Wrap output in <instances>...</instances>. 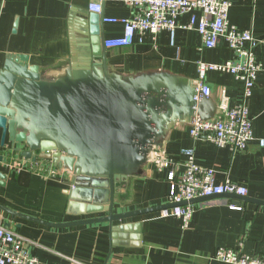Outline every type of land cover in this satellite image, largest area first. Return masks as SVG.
<instances>
[{
	"label": "crops",
	"instance_id": "obj_1",
	"mask_svg": "<svg viewBox=\"0 0 264 264\" xmlns=\"http://www.w3.org/2000/svg\"><path fill=\"white\" fill-rule=\"evenodd\" d=\"M93 0H0V70L9 54L25 55L43 76L60 71L72 52L87 44L83 37L100 30L104 39L123 34L120 24L103 23L91 12ZM229 23L251 31L260 44L254 49L261 65L252 95L249 116L254 140L247 149L234 153L230 147H218L204 139L189 136V127L173 130L163 149H156L138 173L119 183L114 195L117 214L167 205L169 172L179 177L185 157L181 149H192L197 165L214 169L215 182L229 180L247 189L246 198L264 201V0H230ZM103 17L126 18L131 9L120 1L102 3ZM190 14L176 20L188 24ZM16 25V27H15ZM108 62L117 67L151 65L197 80V62L218 64L233 58L224 39L206 49L194 30L177 28L171 45L163 30L156 35L136 34L131 47L106 50ZM205 83L210 88L204 114L220 105L233 108L241 101L242 84L228 73L210 71ZM171 160L168 168L156 163L160 154ZM0 206L14 213H0V225L34 241L30 253L39 264H223L212 256L219 248L239 249L247 255H264V207L246 201L216 197L194 203L189 226L175 217L161 218L160 212L109 223L48 227L24 219H38L53 225L101 218L108 213L79 214L70 206L68 193L72 181L69 172L48 160L25 159L8 147H0ZM240 207V210L232 209ZM9 225V227H8ZM123 225L128 231H115Z\"/></svg>",
	"mask_w": 264,
	"mask_h": 264
},
{
	"label": "water",
	"instance_id": "obj_2",
	"mask_svg": "<svg viewBox=\"0 0 264 264\" xmlns=\"http://www.w3.org/2000/svg\"><path fill=\"white\" fill-rule=\"evenodd\" d=\"M99 18L102 21L103 12ZM83 23L87 44L74 49L60 71L43 76L38 66L29 65L28 57L20 54L6 55L0 70V147L66 169L72 181L70 206L77 207L79 214L108 213L65 225L23 217L54 228L111 225L178 206L113 212L119 183L135 176L156 149H163L173 130L189 127L195 116L210 120L217 109L214 105L210 114H204L209 98L201 96L196 81L188 77L163 67L109 63L102 31L90 30L86 36ZM216 197L264 207V201L226 194L197 198L190 204ZM1 211L15 215L2 206Z\"/></svg>",
	"mask_w": 264,
	"mask_h": 264
},
{
	"label": "built area",
	"instance_id": "obj_3",
	"mask_svg": "<svg viewBox=\"0 0 264 264\" xmlns=\"http://www.w3.org/2000/svg\"><path fill=\"white\" fill-rule=\"evenodd\" d=\"M105 1L93 0L88 8L91 12L100 14ZM110 1L124 3L131 9V14L120 19L103 17V23L120 24L123 27L121 37L104 39L102 46L106 50L131 47L136 34L156 35L163 30L169 33L173 45L177 28L194 30L206 49L216 47L220 39L225 40L233 58L218 64L198 61L197 91L201 96L209 97L206 74L210 71L228 73L242 84L241 101L233 108L220 105L219 115L210 120L195 116L188 132L195 140L204 139L218 147L228 146L234 153L245 151L254 140L248 103L261 71V65L253 54L260 42L254 39L251 31L237 29L229 23L230 0ZM184 14H190L189 22L179 27L176 20ZM258 146L264 148V139L258 140ZM180 153L185 157L183 173L179 177L174 172L167 175L170 184L168 203L178 206L162 210L161 218H178L182 222V228L186 229L194 211L193 204H190L192 200L222 194L242 197L247 195V189L232 183L228 175L222 183L217 184L216 171L197 165L192 149H181ZM157 157L159 167L168 168L171 164V160L163 153ZM183 202L186 205L180 206ZM232 209L240 210V207L232 206ZM34 246H37L34 241L0 225V264H39L38 259L30 253ZM212 258L223 264H264V255H247L239 249L219 248Z\"/></svg>",
	"mask_w": 264,
	"mask_h": 264
}]
</instances>
